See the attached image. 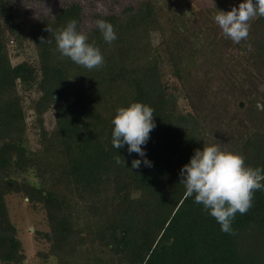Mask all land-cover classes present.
<instances>
[{
  "label": "trees",
  "instance_id": "16d2710c",
  "mask_svg": "<svg viewBox=\"0 0 264 264\" xmlns=\"http://www.w3.org/2000/svg\"><path fill=\"white\" fill-rule=\"evenodd\" d=\"M82 1L0 0V264H27L10 194L58 264H264V0Z\"/></svg>",
  "mask_w": 264,
  "mask_h": 264
},
{
  "label": "rangeland",
  "instance_id": "374dc122",
  "mask_svg": "<svg viewBox=\"0 0 264 264\" xmlns=\"http://www.w3.org/2000/svg\"><path fill=\"white\" fill-rule=\"evenodd\" d=\"M24 0H16L17 3H19L21 6L24 4L22 3ZM53 0H43L42 5L40 3V0H30L27 1V5L22 6L23 10L20 13V18L24 19L25 21L32 20L35 16L32 14L34 11H37V16L44 24L52 25L54 24L52 19L53 15L55 14L53 8H52V2ZM134 0H107L106 3L103 5L100 2H89L88 0H84L83 2V14L86 13H92L93 11H101L104 13L115 12L120 14L122 10H124V4L129 5L132 4ZM184 3L180 4V9L188 14L192 13L195 9L200 8L203 4L208 3L210 0H184ZM125 2V3H124ZM26 3V2H25ZM110 8V9H108ZM125 14L121 15V19L119 22H123L125 20ZM42 18V19H41ZM36 23V25H39L40 21H33ZM57 27H60V24L57 23ZM85 25L83 26L84 29H86ZM155 37V36H154ZM155 42L158 41V38L155 37ZM12 49V47H11ZM13 53H16L15 50H13ZM30 53V52H29ZM28 54V53H27ZM25 55L23 56H14L12 55L13 62L18 61L20 59H23ZM222 75V74H220ZM23 94V104L26 109V121L29 125V131H28V145L32 148L36 147L35 142V126H32V122L34 121V113L32 109L30 108V100L34 96L33 92L29 93H22ZM244 105L243 101H241ZM180 105H185L187 102L185 98L181 96L179 98ZM242 105V106H243ZM45 124L47 128H52L54 121L52 114L48 113L45 114ZM31 178V176H29ZM6 202L9 208V214L11 221L15 224L17 228V237L21 240L22 246L24 249V252L26 254V260L27 264H58L55 258L52 256H49L47 258L41 257L38 252L48 251V247L50 246V242L44 239L40 234H37L36 231H39V233H43L44 231L48 230L47 224L44 218V211L38 207H32L31 204L27 203L23 195L18 194H10L6 196ZM79 263H81V259L78 258Z\"/></svg>",
  "mask_w": 264,
  "mask_h": 264
},
{
  "label": "water",
  "instance_id": "95a60500",
  "mask_svg": "<svg viewBox=\"0 0 264 264\" xmlns=\"http://www.w3.org/2000/svg\"><path fill=\"white\" fill-rule=\"evenodd\" d=\"M240 105H241V106L243 105L242 102H240Z\"/></svg>",
  "mask_w": 264,
  "mask_h": 264
}]
</instances>
